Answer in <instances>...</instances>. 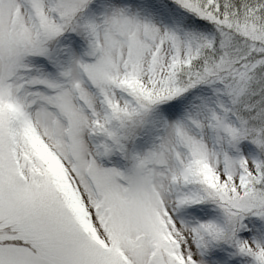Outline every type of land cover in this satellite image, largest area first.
<instances>
[{"label": "snow or ice", "instance_id": "1", "mask_svg": "<svg viewBox=\"0 0 264 264\" xmlns=\"http://www.w3.org/2000/svg\"><path fill=\"white\" fill-rule=\"evenodd\" d=\"M0 264H264V0H0Z\"/></svg>", "mask_w": 264, "mask_h": 264}]
</instances>
